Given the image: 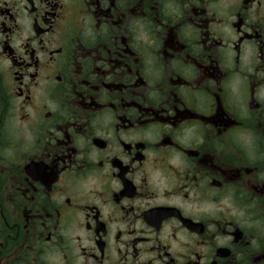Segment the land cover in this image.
I'll use <instances>...</instances> for the list:
<instances>
[{
    "label": "flooded vegetation",
    "instance_id": "1",
    "mask_svg": "<svg viewBox=\"0 0 264 264\" xmlns=\"http://www.w3.org/2000/svg\"><path fill=\"white\" fill-rule=\"evenodd\" d=\"M0 264H264V0H0Z\"/></svg>",
    "mask_w": 264,
    "mask_h": 264
}]
</instances>
